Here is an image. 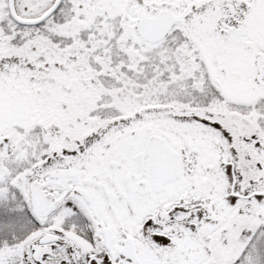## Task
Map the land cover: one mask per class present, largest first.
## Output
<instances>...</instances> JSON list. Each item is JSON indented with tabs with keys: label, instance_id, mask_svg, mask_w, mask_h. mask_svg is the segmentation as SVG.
Wrapping results in <instances>:
<instances>
[{
	"label": "rangeland",
	"instance_id": "rangeland-1",
	"mask_svg": "<svg viewBox=\"0 0 264 264\" xmlns=\"http://www.w3.org/2000/svg\"><path fill=\"white\" fill-rule=\"evenodd\" d=\"M53 1L15 0V6L21 16L27 11L36 16ZM226 3L235 7L231 15ZM261 3L63 0L55 15L69 16L65 20L75 32L83 14L103 12L105 21L111 23L104 24L90 54L80 44H74L73 49L61 47L46 36H40L29 49L15 50L5 46L0 34V209L5 206L3 211L12 214L9 222L18 224L19 229L27 224L28 185L36 173L44 179L68 159L83 161L103 137L131 132L144 137L147 127H152L180 149L185 141L203 150V137L210 125L211 135L225 137L211 142L213 149L222 151L226 146L238 147L242 134L264 136V126L248 134L251 124L264 125V95L256 90L255 81V58L264 51V42L251 39L238 51L226 44L218 21L211 29H200L203 18L217 5L221 19L241 25L255 19ZM162 10L173 12L179 22L163 41L143 42L135 30L136 21ZM2 13L8 15L7 0H0ZM55 18L53 15L50 20ZM0 30L10 33L11 29L0 25ZM103 94L112 96L108 100L116 114H91ZM229 155L235 158L231 148ZM259 155L264 156L263 150ZM216 161L221 163V157ZM61 215L62 210L52 216L51 224L61 225ZM4 223L0 219V229L6 233ZM19 229V239L16 236L12 244L3 242L0 246V264H15L18 258L20 264H34L30 248L34 231ZM227 237H235L233 230ZM259 245L258 254L245 252L236 264H264L262 234ZM195 256V264L203 263L206 257L200 250ZM60 257H56L57 262ZM222 257L211 255L215 260Z\"/></svg>",
	"mask_w": 264,
	"mask_h": 264
},
{
	"label": "flooded vegetation",
	"instance_id": "flooded-vegetation-1",
	"mask_svg": "<svg viewBox=\"0 0 264 264\" xmlns=\"http://www.w3.org/2000/svg\"><path fill=\"white\" fill-rule=\"evenodd\" d=\"M254 24L253 19L241 26L261 43L252 33ZM257 89L264 95L263 86L257 84ZM261 126L251 124L248 134ZM206 130L203 150L190 142L184 141L183 149L169 143L180 156V170L161 186L152 185V159L145 147L152 127L144 137L135 132L103 137L83 161L68 159L44 179L36 173L33 180H50L44 191L56 206L45 217L31 212L33 263L195 264L200 250L206 256L201 264H236L245 252L258 254L264 235V156L259 155L264 136L242 134L239 146L230 147L235 155L231 159L227 143L222 151L211 147L215 138L225 137L211 135L210 125ZM60 210L61 225L51 224ZM232 230L235 237L228 238ZM46 235L55 238L41 244ZM131 243L135 261L126 256ZM35 248H50L51 254L35 261ZM211 255L223 257L215 260Z\"/></svg>",
	"mask_w": 264,
	"mask_h": 264
},
{
	"label": "trees",
	"instance_id": "trees-1",
	"mask_svg": "<svg viewBox=\"0 0 264 264\" xmlns=\"http://www.w3.org/2000/svg\"><path fill=\"white\" fill-rule=\"evenodd\" d=\"M124 2L126 0H123ZM263 2V0H261ZM262 7V4L260 5V8ZM33 13L32 11H27L26 16H31ZM73 14H71L72 16ZM56 17L53 21L50 19L45 21L43 24L36 26V27H26V26H20L15 23H13L6 13H2L0 15V25L4 28H10V33H4L0 30V34L2 35V38L5 40V46L11 45L15 50H19L20 48L29 49L30 46H34L38 38L40 36H46L48 40L51 42H55L61 47H71L73 49L74 44H80L82 47H85L88 49L89 54L90 51L95 48V43L99 39L100 32L105 27L104 24H111L110 22L105 21L106 17L103 16V12L100 14H92L90 13L83 14L81 18L80 29L79 31H74L71 23H68L65 18H68L66 15ZM119 16V15H118ZM64 17V18H63ZM260 23L259 28L264 30V16H260ZM119 21V19H118ZM117 21V22H118ZM56 22H59L56 23ZM64 22V23H62ZM62 23V24H61ZM68 23V24H67ZM208 25H207V24ZM88 27H85V26ZM104 26V27H103ZM205 26L208 28L213 27L212 21L205 19L203 20L202 27L205 28ZM207 28V29H208ZM75 39V41H74ZM105 40V39H104ZM92 43V44H91ZM110 42L107 45V49L109 50ZM75 48V47H74ZM71 49V50H72ZM18 52V51H15ZM118 53H116L117 55ZM39 55V53H38ZM100 95L99 97H101ZM111 95L103 94V96L99 99V101L96 103L95 108L96 110L91 111V114L97 113L98 114H116L117 111L115 110V106L110 104V101L108 99H111ZM107 99V100H105ZM5 206H2L0 209V219H2L5 223V226L7 225L6 233L2 229L0 232V246H3V242H6L7 244H12L16 239L17 236V229H19L18 224H13V221L9 222V217L12 215L11 213H6L4 210ZM27 224L21 225V228L19 230L27 231L28 228H30V221L27 220ZM2 223V222H1ZM18 237V236H17ZM20 238V237H18Z\"/></svg>",
	"mask_w": 264,
	"mask_h": 264
},
{
	"label": "water",
	"instance_id": "water-1",
	"mask_svg": "<svg viewBox=\"0 0 264 264\" xmlns=\"http://www.w3.org/2000/svg\"><path fill=\"white\" fill-rule=\"evenodd\" d=\"M62 0H54L52 4L39 16L34 18H23L19 16L15 10L14 0H8L7 6H8V12L10 18L15 21L16 23L20 25H26V26H35L42 22H44L47 18H49L59 7ZM218 11V8H216L215 13ZM177 18L169 11H162L159 12L157 15L152 17L143 16L139 19V21L136 24L137 31L139 32L140 36L148 42L155 43L160 40H162L166 34L169 32V30L172 28V26L176 23ZM225 27H227L225 25ZM230 30V35L228 37V41L234 42L238 41L237 38L241 34H244L242 29H235L231 27H227ZM264 62V53H259V58L257 61V66L259 70L258 79L260 80L263 72H262V64ZM152 142L155 141L156 149L154 150V155L156 157H162L160 152H172L170 150L169 146L164 144V140L161 139L159 136H153ZM154 143V142H153ZM161 145V147H160ZM173 153V152H172ZM153 154V153H152ZM175 155V154H174ZM175 160L173 161V164L166 166L164 168V173H160L161 169L163 170V165H161L158 162H153V184L154 185H161L162 183L174 178L179 171V157L175 155ZM165 167V166H164ZM35 184L31 185V193H32V204L34 205V210L36 214H40L43 212L44 214H47L48 211H46L47 202L48 199L45 197L42 191L43 185H37ZM51 206L50 208H52ZM49 208V210H50ZM45 241V238L42 240V242ZM41 253H39L40 256Z\"/></svg>",
	"mask_w": 264,
	"mask_h": 264
}]
</instances>
